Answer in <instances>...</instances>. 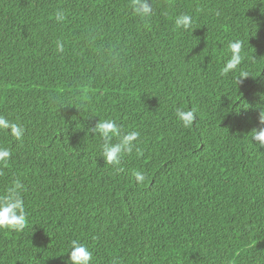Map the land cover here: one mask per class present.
<instances>
[{"label":"trees","instance_id":"obj_1","mask_svg":"<svg viewBox=\"0 0 264 264\" xmlns=\"http://www.w3.org/2000/svg\"><path fill=\"white\" fill-rule=\"evenodd\" d=\"M150 3L141 19L131 0H0V116L25 129L0 131V196L19 180L27 215L0 228V264H67L72 240L92 264H264V0ZM108 118L140 133L119 165L90 131Z\"/></svg>","mask_w":264,"mask_h":264},{"label":"clouds","instance_id":"obj_2","mask_svg":"<svg viewBox=\"0 0 264 264\" xmlns=\"http://www.w3.org/2000/svg\"><path fill=\"white\" fill-rule=\"evenodd\" d=\"M131 8L134 15L144 19L154 14L153 6L150 0H131ZM56 21L63 22L66 19L65 11L58 9L55 13ZM175 26L188 31L192 27V17L187 13H181L175 17ZM57 53H63L65 45L62 41L57 40L55 42ZM243 43L241 40L236 39L228 42V58L223 66V73L235 71L239 68V76L237 83H240V78H247L250 74L240 67L243 59L241 52ZM197 109L195 107L191 109H184L179 107L175 110L176 118L181 122L185 128H191L194 121L197 118ZM261 124L264 125V112H261L260 117ZM16 140H22L25 129L18 123L12 122L4 116H0V131L8 132ZM90 131L95 134H99L105 141L101 146V156L106 161V164L119 165L122 155L125 153H131L133 148L136 147V141L139 138L140 133L138 131H130L126 134H121L120 126L115 120L99 119L95 127ZM253 139L264 146V127L254 129L252 131ZM116 137L118 142L112 143V138ZM11 157V152L8 148L0 147V162H7ZM134 176L137 181L143 182L144 174L141 171H135ZM23 184L16 180L12 186L7 189L5 194L0 196V228L9 229L12 231H21L26 224V210L25 202L22 196ZM93 255L88 247L81 243L79 240L70 241L68 261L67 264H92Z\"/></svg>","mask_w":264,"mask_h":264}]
</instances>
